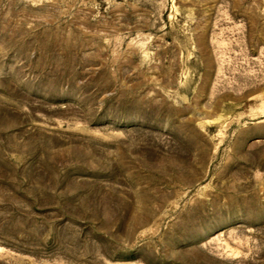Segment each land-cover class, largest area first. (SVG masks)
<instances>
[{
  "label": "rangeland",
  "instance_id": "1",
  "mask_svg": "<svg viewBox=\"0 0 264 264\" xmlns=\"http://www.w3.org/2000/svg\"><path fill=\"white\" fill-rule=\"evenodd\" d=\"M0 264H264V0H0Z\"/></svg>",
  "mask_w": 264,
  "mask_h": 264
}]
</instances>
